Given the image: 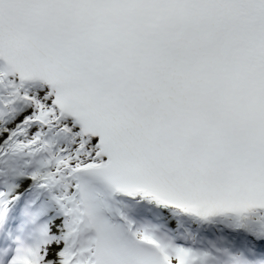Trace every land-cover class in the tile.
I'll use <instances>...</instances> for the list:
<instances>
[{
    "label": "snow or ice",
    "instance_id": "snow-or-ice-1",
    "mask_svg": "<svg viewBox=\"0 0 264 264\" xmlns=\"http://www.w3.org/2000/svg\"><path fill=\"white\" fill-rule=\"evenodd\" d=\"M0 264H264V0H0Z\"/></svg>",
    "mask_w": 264,
    "mask_h": 264
}]
</instances>
